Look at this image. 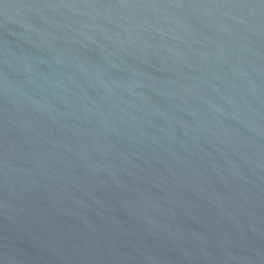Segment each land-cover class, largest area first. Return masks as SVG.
I'll return each mask as SVG.
<instances>
[{"label":"water","instance_id":"water-1","mask_svg":"<svg viewBox=\"0 0 264 264\" xmlns=\"http://www.w3.org/2000/svg\"><path fill=\"white\" fill-rule=\"evenodd\" d=\"M0 264H264V0H0Z\"/></svg>","mask_w":264,"mask_h":264}]
</instances>
